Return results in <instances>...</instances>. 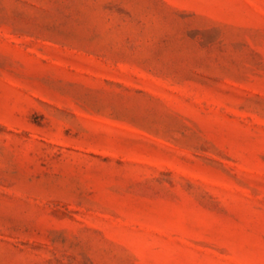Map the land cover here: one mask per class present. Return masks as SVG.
Masks as SVG:
<instances>
[{
  "label": "rangeland",
  "instance_id": "374dc122",
  "mask_svg": "<svg viewBox=\"0 0 264 264\" xmlns=\"http://www.w3.org/2000/svg\"><path fill=\"white\" fill-rule=\"evenodd\" d=\"M0 264H264V0H0Z\"/></svg>",
  "mask_w": 264,
  "mask_h": 264
}]
</instances>
